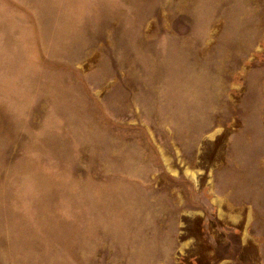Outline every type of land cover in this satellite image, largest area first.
I'll return each mask as SVG.
<instances>
[{"label":"rangeland","instance_id":"374dc122","mask_svg":"<svg viewBox=\"0 0 264 264\" xmlns=\"http://www.w3.org/2000/svg\"><path fill=\"white\" fill-rule=\"evenodd\" d=\"M0 264H264V0H0Z\"/></svg>","mask_w":264,"mask_h":264}]
</instances>
